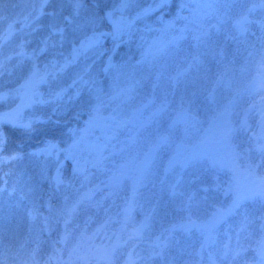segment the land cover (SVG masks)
I'll use <instances>...</instances> for the list:
<instances>
[{
    "label": "trees",
    "instance_id": "obj_1",
    "mask_svg": "<svg viewBox=\"0 0 264 264\" xmlns=\"http://www.w3.org/2000/svg\"><path fill=\"white\" fill-rule=\"evenodd\" d=\"M245 1L251 2V0ZM181 2L182 0H167L164 7L137 21L131 37H124L126 42L121 43L119 47L115 48L114 52H105L103 56L89 53L87 58L81 56L75 64H72L61 73L56 81L38 85L36 89L37 95L34 100L31 98V94L27 93L23 101L17 98L0 102V114L16 108L22 102L28 104L29 106L23 108L21 115L25 122L33 121L30 131L14 129L7 124L2 126L3 131L8 136V143L4 148V156L6 157L15 151L21 154L22 159L13 163H0L2 164L0 167L2 169L0 171V188L6 189L0 194V197L10 198L7 203L3 204L0 202V264H8L4 262L5 259H12L9 264H35V258L30 259L27 263H20L15 260L27 250H30L29 256H32V253L37 249L39 250L40 247H42L40 251L44 253L40 264H130V262L131 264H162L159 259L150 258L151 250L149 245L160 234L162 228L173 223H179L182 215L176 210V204L171 202L168 192L161 190L158 182L161 166L173 154L176 144L183 141L184 148L190 152H192L198 142H208L213 145L219 138L216 135L210 136V130L207 132L212 125L213 112L222 108L234 98L236 102L231 109V121L238 125L242 120L246 119L248 125L256 129L259 119L258 112H247V109L251 105H255L256 109H264V87L259 85L264 80V62L261 61L258 55L249 57V52L259 49L261 43L264 42V32L261 31L259 23L264 21V11L260 9H257L251 15L250 19L253 23L248 25L247 32L243 34L233 32L232 36L234 39L225 40L223 35L219 37L226 54L222 63L218 64L215 60L209 59L208 75L214 79L217 73L227 72L226 79L232 82L231 89L218 92L217 104L215 105H209L204 99V95H199L194 99L193 114L196 116L197 123L188 126L186 132L183 130L184 126H181V131L177 134L178 139L170 145L173 148L172 153H169V146L157 154L154 160L157 165H154L151 170L153 175H149L145 181V187L139 190V194L135 197L133 196L131 180L121 183L114 190L104 189L96 191L97 188H103L104 184L110 183V177L118 174L116 170L121 165L124 166L123 173L126 176L135 177L138 173L139 166L143 160V152L146 150L147 145L140 142L133 149L126 148V132L115 134L110 128L111 121H105L104 118L115 115L121 120L146 121L160 103L163 90L157 89L155 92L153 91V81L150 73L154 74V64L162 63L163 61L154 60V45L157 43L163 44L170 39L171 34H165L160 29L163 27L164 22L175 18ZM41 3L42 0H33L30 10L26 11L20 19H12L2 25L0 33L6 32L9 24H12L14 29L12 38L3 45L5 48L2 50L5 55L16 49L21 39L31 41L28 45V50L37 47L40 40L48 35L43 27V21L46 22L47 19L44 16L47 13L55 11L67 16L71 11L68 0H49L43 8L45 14L41 15ZM150 3L151 0L144 4H138L134 8H129L127 14L134 16L139 9L149 7ZM115 6V0H85V11H82L81 16L88 9L103 15L104 12ZM191 7H195V4H192ZM34 10L35 15L39 17L38 21L41 22L34 26L36 31L28 36L27 33L31 29L26 27L25 24H32L38 21L30 19L26 22L25 17H28ZM181 14L186 16L188 12L185 10ZM72 29L71 25L65 28L64 35L66 39L62 46L58 45L53 50L57 54H63V56H56V59L61 63L63 62V57L71 55L73 41L79 39L81 35L72 34ZM101 30L111 31V25L105 21ZM55 39L59 41L60 36L57 35ZM68 40L69 46L66 48L64 43ZM253 45H255V48H253ZM182 46L186 47V44ZM103 48L113 49L111 38L103 42ZM109 55H111L112 62L115 65L123 67H119L111 73H105L103 68ZM51 59H53V56L50 51L40 57V62L43 64ZM82 65L84 66L83 69L81 68ZM174 71L175 65L171 64L169 72ZM121 72H135L136 79L141 80L140 86L132 93L131 98L125 102L116 101L102 110L97 117L95 125L89 126L91 106L95 102L96 92L100 91L99 88H101L102 94H111L115 78L120 76V80H124V76L120 75ZM78 74H82L85 80H95V86L80 84L75 87H69ZM20 75V72L14 74L18 78ZM9 78L5 77V81H8ZM18 78L13 83H6L5 90L9 87H14L18 82ZM253 81H255L257 90L249 94L248 89ZM207 86L211 87V84L209 83ZM58 87L68 89L63 100H53L51 98V94ZM145 88L146 95L140 99V94ZM77 91H79V95H76ZM237 93L240 95H236ZM169 98L171 99V97ZM138 101H140V104L136 106ZM150 101H154V103L150 104ZM145 105H148V107H143ZM142 107L143 110L138 111ZM114 109L116 110L115 112L113 111ZM25 111L36 114L28 116L25 115ZM69 135L73 139L83 137L84 151L76 152L74 154L75 160L72 158L65 159V175H59L63 183L57 186L53 179L57 174L55 170L53 172V169H49L52 172L49 177L43 173L45 177L43 179L41 200L37 202L23 198L18 190V180L24 178L23 173L28 175V180H35L38 177L35 168L37 165L40 167L41 163L45 165L55 161V159L34 157L30 153L49 141H53L61 148H64ZM242 139H244V142L239 148ZM235 142L237 145L239 144L237 150L243 151L246 144H249L248 134L240 133ZM89 148L95 149L94 155L101 150L100 155L108 157V159L104 161L103 167L93 168L89 166L88 179L85 180L84 177L77 175L74 169L77 161L83 163L84 160L90 158ZM213 149L210 152H214ZM205 151L209 152V149L205 148ZM211 154L210 156L212 157ZM216 170L217 168L212 169L209 165L203 167L201 164L184 170V181L188 190L200 199L207 197L208 207L205 208L206 212H211L213 208H216L215 202L218 200V205H226L224 210H228L232 207L235 199V194H232L233 188L230 187L231 176L228 173L230 176L228 184L221 183L216 175ZM224 174L226 175L227 172L225 171ZM8 180L14 182V184L6 183ZM204 188H208V192H204ZM109 191H114L115 194L105 199ZM84 195L91 197V199L86 200L84 205L80 207L70 227L75 228L76 225H79L80 229H83L85 221H89L87 224L88 238L79 242L71 240L67 244L54 245L53 242L64 231L63 221L56 222L55 219H50V230L42 231V218L52 216L49 211L50 207L53 209L63 207L65 197L68 198L67 202L70 206ZM162 196L167 197L166 201L168 203H166L165 207L161 205ZM13 201L19 202L20 206H22L23 219H15L16 205L13 204ZM246 201H243L241 206ZM252 202L259 208L248 206L242 209L240 206L235 209L228 217V220L232 219V221L227 222V224L225 221L219 224L216 223L210 239L207 238V233H202L197 229H192L186 233H176L179 243L173 242V245L167 249L165 264H167V261H170L171 264H210V254L215 257L222 247L229 243L230 238L231 242L235 243L236 232L245 215L256 214L259 209L264 211V205L261 202ZM154 205H156V209L153 214V224L145 232L144 240L142 242L131 241L126 246L119 247L115 257L107 255L105 252L106 248L122 244V241H118L117 237L122 235L125 222L127 223V228L123 235L126 238L145 219V216L152 211ZM34 207L39 211V218L36 219L29 215L30 210ZM125 209H127V215H125ZM158 209L159 212H157ZM173 213L178 214L175 219L170 218ZM199 215L202 219H206L204 213ZM230 226L233 227V231H230ZM98 229L99 232H97ZM258 236L259 233L252 237L249 243L254 244ZM133 245H136V255L130 257L129 253L132 251ZM202 245L204 246L203 252H201ZM254 256L255 253L250 250L246 254L245 259L252 260ZM217 264H220V262L218 261ZM239 264H244V261L241 260Z\"/></svg>",
    "mask_w": 264,
    "mask_h": 264
},
{
    "label": "snow or ice",
    "instance_id": "obj_2",
    "mask_svg": "<svg viewBox=\"0 0 264 264\" xmlns=\"http://www.w3.org/2000/svg\"><path fill=\"white\" fill-rule=\"evenodd\" d=\"M48 2L49 0H42L41 15L45 14L43 8ZM115 2L116 6L104 12L103 15L89 12L81 16L82 11H85V0H68L71 11L67 16L55 11L47 13V15L53 17V21L46 26L48 35L40 40L37 47L28 50V45L31 41L21 39L16 49L5 55L2 50L3 45L14 35L13 25L9 24L6 32L0 33V102L17 98L23 101L27 93H30L31 98L34 100L37 95L36 89L38 85L56 81L59 75L72 64H75L81 56L87 58L89 53L103 56L105 52H114L115 48L126 42L124 37H131L137 21L164 7L167 0H151L149 7L139 9L134 16L127 13L135 0H115ZM244 2L245 0H182L175 18L163 23L160 31L165 34H171L170 39L163 44L157 43L154 45V60L163 62L154 64V74L150 73L152 75L153 91L155 92L157 89L163 90L160 103L146 121L121 120L115 115L104 118L105 121H111L110 128L115 134L126 132V148L133 149L140 142L147 145L146 150L143 152V160L139 166L138 173L135 177L126 176L123 173L124 166L121 165L116 170L118 174L110 177V183L104 184L103 188H97L96 191L104 189L114 190L121 183L131 180L133 196L138 195L139 190L145 187V181L151 175L157 154L178 139L177 134L181 131V126H184L183 130L186 132L188 126L197 123L196 116L193 114L194 99L199 95H204V99L209 105H215L217 104L218 92L231 89L232 82L226 79L227 72L217 73L214 79L208 75V62L211 59L220 64L224 60L226 54L224 46L219 40L221 35L227 40L230 38L234 39L232 32L238 34L247 32L248 25L253 23L250 19L251 15L257 9L264 11V0H251V7L246 9L242 7ZM192 4H195V7H191ZM234 5L241 6V10L235 16L230 14ZM185 10L188 12L186 16L181 14ZM3 19L4 17L0 15V21ZM30 19L39 20V17L35 15V10L28 17H25L26 22ZM105 21L111 25V31L101 30ZM259 23L261 31L264 32V21ZM70 25L73 28V33H81V35L79 39L73 41L71 55L63 57V62L61 63L56 59V56H63V54H57L53 50L58 45L62 46L66 39L64 35L65 28ZM25 26L31 29L27 33L28 36L36 31V28L31 23H26ZM57 35L60 36L59 41L55 39ZM109 38L113 42L112 50L103 48V42ZM185 44L186 47L182 46ZM253 48H255V45H253ZM50 51L53 59L42 64L40 57ZM257 55L264 62V42L261 43L259 49L249 52V57ZM171 64L175 65L174 72H169ZM119 67L123 66L115 65L112 62L111 55H109L103 71L111 73ZM17 72H20L21 75L16 85L5 90V84L11 83V80L5 81V77H12ZM120 75L124 76V80L121 81L120 76L115 78L111 94H102V90L96 92L95 102L91 106L89 126L95 125L99 113L109 105L116 101L125 102L131 98L132 93L141 84V80L136 79L135 72H121ZM209 83L211 87L207 86ZM80 84L95 86L96 81L85 80L82 74H78L69 87H75ZM256 90L255 81H253L248 89L249 94ZM67 91V88L58 87L51 94V98L53 100H63ZM76 95H79V91H77ZM236 95L240 94L237 93ZM235 102L234 98L222 108L214 110L211 123L216 126L217 122H222L219 131V143L227 151L229 158L228 170L233 173V176L243 171L248 177V186L243 191L238 186L232 189L235 192V199L230 209L213 208L211 212H206L205 208L208 207L207 197L200 199L188 190L184 181V170L201 163L208 164L211 168L223 167L224 165L219 159L206 153L189 152L184 148L183 141L176 144L173 154L161 166L158 182L161 190L168 192L171 202L176 204V210L182 215L179 223H173L162 228L160 234L149 245L151 250L150 258L159 259L162 264L166 262L167 249L173 245V242L179 243L176 233H186L192 229H197L202 233H207V238L210 239L219 218L226 214H232L235 209L241 206L243 201H259L264 205V109H256L255 105H251L247 109V112H258L259 119L256 129L248 125L246 119L236 125L230 119L231 109ZM152 103L154 101H150V104ZM27 106L29 105L22 102L16 108L0 114V163H13L22 159L21 154L15 151L6 157L4 156V148L8 143V136L3 131L2 126L7 124L14 129L30 131L33 121L25 122L21 115L23 108ZM143 107H148V105ZM143 107L138 111H142ZM113 111L115 112L116 110L114 109ZM164 118H167L166 126L161 129L160 124L164 121ZM154 125L156 127H153ZM240 133L248 134V142L250 144V147L245 148L243 151L237 150L238 145L235 142ZM83 151L84 140L81 136L79 139H74L66 148H61L57 143L49 141L30 153V155L55 159L56 164L59 165V157L61 155L65 159L72 158L75 160L74 154ZM88 151L90 158L84 160L83 163L77 161L74 169V172L84 177L85 180L88 179L89 166L93 168L103 167L104 161L108 159V157H103L98 153L94 155L95 149L93 148H89ZM253 153H255V157H253ZM59 172L60 169L57 167V175L53 178L57 186L63 183L59 177ZM5 190L0 188V194ZM203 191L208 192V188H204ZM114 194V191H109L105 199ZM89 199L91 197L87 195L81 196L79 200L69 206L68 198L65 197L63 207L59 209L49 208L52 216L42 218V231L50 230V219H55L56 222L62 220L64 225V231L53 242L54 245L67 244L71 240L79 242L88 238L87 224L89 221H85L83 229H80L79 225H76L75 228L70 227V224L80 207ZM155 208L156 205L153 206L152 211L145 216V219L126 238L123 235L127 228V223L125 222L122 235L117 237V240L122 241V244L106 248V254L110 257H115L119 247L126 246L131 241L142 242L145 238V232L152 227ZM124 211L125 215H127V209ZM200 213H204L206 219H202L199 215ZM29 215L33 216L34 219L39 218L38 209L34 207L30 210ZM97 232H99V229ZM257 233H259V236L255 243H249ZM250 250L255 253V256L252 260L245 259L246 254ZM36 251L32 253L33 257H35ZM203 251L204 246L202 245L201 252ZM132 255H136V245H133V249L129 253L130 257ZM209 260L210 264H217L218 261L220 264H239L241 260L244 261V264H264V211H261L258 215H245L236 232L235 243L233 244L230 238L229 243L224 245L215 257L212 254L209 255ZM167 264H171V262L167 261Z\"/></svg>",
    "mask_w": 264,
    "mask_h": 264
},
{
    "label": "rangeland",
    "instance_id": "obj_3",
    "mask_svg": "<svg viewBox=\"0 0 264 264\" xmlns=\"http://www.w3.org/2000/svg\"><path fill=\"white\" fill-rule=\"evenodd\" d=\"M148 1L149 0H135L134 4L130 8H134V7H136V5L144 4L145 2H148ZM32 3H33V0H0V10H2V11H0V15H2L4 17V19L2 21H0V30L2 28V25L6 24L10 20H12V19H14V20L20 19L22 17V15L26 11L30 10V7H31ZM242 7L244 9H246L248 7H251V2L250 1H245ZM240 10H241V6H239V5L235 6L234 5L231 8V13L230 14L235 16L236 14H238V12ZM89 12H94V11L91 10V9H88L83 15H86ZM44 17H47V19H46V22L43 21L44 22L43 27L45 28L46 33H48V28L46 26L49 25L53 21V17H51L49 15H46ZM40 22L41 21L34 22V23H32V25L35 26L36 24H39ZM71 32L74 35L77 34V36H79L81 34V33H73V29L71 30ZM64 44L66 45V48H67L69 46V40L67 42H65ZM4 48H5V46L3 47V49ZM81 68L83 69L84 66L82 65ZM17 78H18L17 76L13 75L12 77H10L8 79V81L11 80V83H13L14 81L17 80ZM259 85L264 87V80ZM99 90L101 91L102 89L99 88ZM145 95H146V88L141 92L140 99L144 98ZM139 102L140 101H138L136 103V106L140 104ZM2 113H4V112H2ZM34 114H36V113H31V112L25 111V115L29 116V115H34ZM166 122H167V118H164V121H162L161 124H160L161 129H163V127L166 124ZM220 125H221V122L217 123L216 126L211 125V128L207 130V132L210 130V136L211 135L219 136ZM153 127H156V126L154 125ZM245 134L246 133H244V135ZM73 140L74 139L70 138V135H69V139H67L66 146L64 148H66L68 145H70L73 142ZM243 142H244V139L241 140L239 148L242 146L241 144ZM248 147H250V144H246L245 148H248ZM205 148L209 149V152H206ZM212 149L214 150V152H210V151H212ZM97 152L100 154L101 150H99ZM172 152H173V148L170 146L169 153H172ZM192 152L206 153L208 155H210L212 153L211 154L212 157H215V158L219 159L224 165L223 167H218L217 170H216V175L220 179L219 181L221 183L228 184L227 182L229 181L230 176H231V180H230V182H231L230 187L231 188H235L236 186H238L241 189V191H243L244 189L247 188V186H248V177L243 171H240V172H238V174L233 176V173L228 170V167H227L228 162H229L228 154H227V151L223 148V146L219 143V138L213 145H212V143H208V142H198L195 145V147L192 149ZM252 155H253V157H255V153H253ZM59 160H60L59 165H57L55 161L53 163H47L45 165H43V163H41L40 167L37 165L35 168H36V171L38 173L37 174L38 177H36L35 180H32V179L28 180L27 179L28 175L26 173H23L24 178L18 180V190L20 191V193L23 196V198H25L27 200L37 201V202H39L41 200V195H42V191H43V182H44L43 179H44L45 175L47 177L50 176V174L52 173L50 170L53 169V172L55 170V173L57 174V167H59V169H60L59 175H61V176L65 175V163H66V162H64L65 161V157L63 155H61L59 157ZM154 165H157V164L153 163L152 167H154ZM201 165L203 167H205L208 164L201 163ZM1 166H2V164H0V167ZM1 170L2 169H0V171ZM225 171L227 172L226 175L224 174ZM228 173H229L230 176L228 175ZM151 175H153V174H151ZM6 183H9L10 185L14 184V182H11L10 180L6 181ZM232 194H235V192L232 191ZM166 198H167L166 196H164V197L162 196L163 201H162L161 205L163 207H165L166 203H168L166 201ZM9 199H10L9 197H0V202H2L4 204V203H7L9 201ZM218 203H219V200L215 202L216 208L219 207L220 209H224L226 207V205L219 206ZM13 204L16 205V210L14 212L15 219L16 218L17 219H23L22 206H20V203L16 202V201H13ZM248 206L249 207H253V208L255 206V208H259V207H257L254 204V202H252L250 200H247L241 206V208L242 209L243 208H247ZM167 209H169V208H167ZM261 211H262L261 209L257 210L256 214H259ZM157 212H159V209L157 210ZM176 215H178V214L177 213H173L170 216V218L175 219ZM228 217H229V214H226L222 218H219L217 224L221 223L222 221H225L226 224H227V222L232 221V219L228 220ZM0 219H1V216H0ZM24 220H25V217H24ZM233 227H231V226L229 227L230 231H233ZM9 247H10V245H9ZM40 249H42V247L39 248V250L37 251V254L35 255V257H33V255L29 256L30 250H27V252L21 253V255L15 261L20 262V263H24V262L27 263V261L29 262L30 259L35 258V264H40L41 261H42V258L44 256V253L41 252ZM8 250H9V248H8ZM11 260L12 259H5L4 262H7L9 264V262Z\"/></svg>",
    "mask_w": 264,
    "mask_h": 264
}]
</instances>
